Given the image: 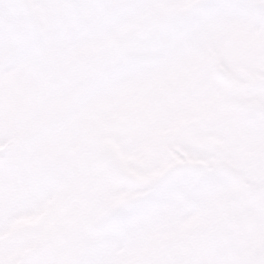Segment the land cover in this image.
Masks as SVG:
<instances>
[{
  "label": "rangeland",
  "instance_id": "obj_1",
  "mask_svg": "<svg viewBox=\"0 0 264 264\" xmlns=\"http://www.w3.org/2000/svg\"><path fill=\"white\" fill-rule=\"evenodd\" d=\"M58 1L59 0H24V3L15 4L13 1L0 0V65L10 60L11 56L17 52L13 41L14 32L16 30L30 32L33 29V23L30 19L32 14H39L40 18H44L46 21V32L44 31V35H47L45 36L47 38L46 48L48 49L46 52V58L54 64V70L49 73L47 77H44V85L37 91L39 98L33 97L30 99L31 96H25L24 98L27 100L24 102L23 106H21L19 104L21 93L14 95L12 92L13 96L9 101H7L5 105H0V143L6 140L5 137H3L6 134L3 132L11 133L12 124L17 123L20 116L24 117V123L14 131L18 146L19 141L26 133L30 131L33 132L36 128L38 129L35 121L39 116L40 110H44L46 114H49V118L59 109V107H64L62 103L59 104L57 101H62L61 99L65 98V96H61L62 93H68V96L77 95V91L82 94L91 93L88 95L90 99L82 106V108H87L88 111L78 113L77 116L72 119L74 122L72 130H74L75 133L72 132L69 126L72 122L70 121L67 125L68 127L60 131L58 134H52V131H44L41 137L36 139L35 146L31 148L35 149V151L40 149L41 152L38 153L36 151L35 156L31 154L32 168H34L37 160L47 165V170L45 171L47 173L54 172V170L58 169H64L65 172L66 170L73 168V166L70 165L73 160L68 159L66 155L67 150L70 152L73 148L70 143L69 146H67V137H69V141H72V138L69 136L71 134H82L84 136L83 141H78L82 145H79L77 152H81L84 149L85 156H88L90 152L101 146V142L114 152L115 146L113 139H110L108 144L105 143V136L110 135L108 123L111 122V112L109 113V103L107 101L109 90L104 91L101 89L98 90V92H94L93 90L91 92L87 87L82 90H78V87L75 88L83 81V70L112 71L121 60L125 58L131 59L132 56H138L139 59H142L147 64L149 62L153 63L145 66V68L148 70V76L151 77V75H153L152 78L155 81L162 80V73L165 71L164 68L168 64L172 65V74L174 75V62L178 63V65L185 71L190 65H193L194 69L191 72L194 76L197 75L201 79L206 74V69H203L202 67L198 68V63L202 57L204 60H207V55L205 54L202 56L196 47L187 43L183 44L184 39L191 38L200 40L208 50L212 49L217 58L219 56L224 65L230 68V71H233H231L233 74L238 75V72H236L237 70L239 71L240 69L246 68L251 69L255 75L260 76L258 78L264 79V44L259 48H256L254 45L256 37L262 35L261 32L263 28H261L260 22L264 18V9L259 6L264 4V0L262 2H260L261 0H246L247 7L255 5L254 8L260 9V13L262 14L258 15L260 17L258 21H256V18L251 17V23H249L247 18L242 16L241 20L237 21V25H231L229 21L224 23V25L228 27L226 29V27L224 28L221 26L218 21L216 22L213 19L214 17H209L208 19L206 18L204 22L193 25L188 34L183 35L180 33L177 36H174L173 31L169 33L167 28L160 27L156 20L162 19L163 23L167 22L169 19H172L171 15L182 11L186 6V2H192V0H140L139 4L141 5L132 11L129 17L130 19L123 18L121 13L124 9V5L127 3L126 0H104V4L100 5L103 8L94 5L87 8L81 5L82 10L79 13V17H81V15L84 17V14H90V12L95 14V16L104 11H107L110 14L107 13V15L102 16L103 18H106V20H99L103 24L107 23V28L98 23L96 28L93 29L92 27V31L88 29H86V31H80L78 27L73 28L72 24L69 22V20H72L71 17L73 15L69 18L64 17L65 21H62V16H49V13L46 12L48 7H60ZM120 5L122 6V9L120 8ZM97 8L102 9H100V11L98 9L97 11ZM12 9L25 15L21 18L17 17L14 21L11 20L5 30L4 26L6 19L12 14ZM224 12L225 11L220 12V16H218L220 21H222L221 15ZM117 14H119L118 17H116ZM121 19H129L128 21L132 22L126 23L122 28V26H120L123 22ZM65 22L69 23L71 27L66 26ZM72 22H74V20H72ZM184 26H187V23H184ZM239 27H241V29ZM67 29H69L70 33L63 34ZM35 31H37V29H34V32ZM228 35L232 36L231 41L224 37ZM166 46H168L173 54L165 61H160L159 52L162 47ZM250 47L254 49V53H248L246 51V49ZM86 48H88V50H86ZM260 52L263 56L260 55ZM233 54H236L237 56L234 57ZM69 56L72 58H69ZM17 60L18 62L15 64V68L20 69L24 63L27 64L23 55H20ZM64 69L66 70L64 74L69 82V87L65 86V88H63L60 86V91H57L52 95L53 92H55L54 89L56 88V84ZM257 71H260L262 74ZM17 72H19V70ZM38 72H42V69L39 68ZM248 72L254 74L251 71ZM128 77L129 75L125 76V78ZM84 83L88 84L85 81ZM114 83L115 81L111 82V86ZM157 83H159L157 86L165 84L163 82ZM183 83L185 82L182 80H175L174 88L179 87ZM186 85V95L179 101L178 105L173 108L152 106L145 108L135 107L125 115L122 128L128 139L127 141H131V138L152 133L157 125L156 136L158 139L152 142L151 149L156 151L160 159H168L173 165L169 167H158L150 164H142L137 170L144 171L145 175H142L139 178H136L132 173H126L125 187L128 190H132L134 188V183L137 182L140 185L142 193L138 198L128 201L126 211L119 216H123L132 222H101L97 226L99 231L104 232L105 240L119 236L126 241V260L119 261L118 264H169L168 259L174 260L177 245V237L174 231V222L176 221L174 210L175 207L178 208V202H176L174 197V188L177 176L192 178L193 176L199 175L201 167V164L186 166L188 158L192 157L207 165L226 164L231 166L230 168H239V161H242L245 157L243 148H250L251 145L256 144L257 152L255 159L251 162V174H247L248 180L244 182L243 186L252 189H261V191L264 192V120L253 127L248 128L249 125L241 126L240 119L238 118L239 112H235L236 116L232 115L231 117H226L224 124H215L216 121L212 120L211 117L213 108L212 111L209 109L205 121L206 127L208 129L213 127L224 128V135L228 137V135L231 134V139L233 141L240 138L242 144L237 143L236 148L233 145L231 146L228 139H224L225 143L216 145L215 148H212L205 154L204 152L195 149V145L188 143L190 128L204 122V115L200 109L204 108V97L202 93L196 95L192 92L194 87L189 81L186 82ZM210 88L215 90L213 86ZM32 89V92H36L34 87H32ZM208 89L209 86L207 83V90ZM125 90L126 89H116L112 96L117 102L118 107L122 106L121 100ZM156 91L157 88L151 90V92ZM176 91L177 90L174 91V97H172L173 103L174 98L178 96V93H175ZM16 92L18 91L16 90ZM140 92L150 91L143 90ZM58 93L60 94L58 95ZM137 93H139V91H136L135 94ZM180 93L182 92H179V95ZM226 93L219 89L217 95L210 98V103H207L208 106L211 107L217 101V97L219 96L225 101H232L233 94L246 98L254 105L264 106V90L260 89L255 93L248 94H243L242 92L237 93L234 91H228ZM56 97H58V99H56ZM185 103L186 105H184ZM91 110L94 111V115L90 121V125L87 129H83V119ZM259 110L264 111V108H259ZM192 114L196 116V122L194 121ZM247 115L248 117H251L253 116V113L251 112ZM144 117H146L149 122L146 127L143 126L142 122ZM25 118H28V120L25 121ZM122 119L123 116L121 120ZM171 120H173V122L168 127L163 126L162 122H170ZM219 121H221V114L219 116ZM117 123L118 122H115V124ZM242 128L246 130H241ZM226 129H230V131L235 130V132H230L229 130L226 131ZM69 131L70 133L66 135ZM242 132L244 135L240 136V133ZM113 134L115 136L114 138L118 139L117 142L122 141L119 139L122 136H117L114 130ZM65 136L67 137L62 138ZM163 138H165V141L161 140ZM147 145L148 143L146 142L144 146L147 147ZM83 146L85 148H83ZM133 150L137 151L136 149ZM50 151L51 156L43 159L41 153L48 154ZM38 156H41L42 158ZM33 162H35L34 165ZM126 162L129 166L133 165V163L129 162L127 159ZM179 162H182V164H179ZM158 164L161 165L160 162H158ZM177 164L184 166H179L176 168V171H174ZM7 175L8 174L5 173H1L0 175V193L4 197L5 195H9V191L13 192V190L18 192H28V188L35 181V179L31 180L32 178L27 174H16L11 177H8ZM258 186L260 187L258 188ZM157 194H163L164 197L161 200H158L156 199ZM19 196L20 195L17 194L16 198H13V200H22ZM46 196L47 195L40 194L38 199H35L32 202L30 201L31 203L28 202L29 204L22 201H15L12 203V194L7 196L1 210L2 219H4V222H1V226L4 227L9 223L18 221V219H21L22 221L38 222L42 216L44 217L48 215L49 212L53 211L52 214L56 215L57 213H61L68 209L69 213L67 212V216H70L69 221L76 222V226L78 225V227L74 228L73 236L76 239H85L86 237L87 242H89L90 238L86 232V226H88V224H85L84 226L82 224L84 220L83 214L90 211L88 206L79 205L80 207H78L72 206V204L65 206V203H57L58 200H51L52 198L45 199ZM30 198L32 200L34 197ZM37 201L39 203H37ZM27 205L30 208L28 207V210L25 212V207ZM12 206H17V208L20 209L18 210V214L12 215L10 211L12 210ZM47 208L49 209L47 210ZM30 211H33V213H27ZM98 212L102 214L103 210L101 209L98 211L93 209V217H96L95 215L97 214L99 215ZM94 219L96 218H91V220L86 222H95ZM123 225H125L126 228L133 226L135 227V230L132 233H129L126 228L125 230H122ZM13 231L14 230H0V242L3 243L0 245V254L9 251L10 248H12V256L10 259L14 261L25 251L32 248L36 239H25L24 241H19L10 245V247L6 249L5 247L8 243L6 240L12 236ZM83 235H85V237ZM59 244H61V242H50V245L54 246V249L61 248ZM52 249L53 247L47 248V250L42 252L39 257H46V254L50 253ZM65 250V248L60 249V251ZM105 253L106 251H101L98 248L91 252V254L96 257H101ZM120 254L121 253H119V256ZM209 259L210 258H206L205 260L200 261L199 264H206ZM36 260H32L29 264H49V262L47 263L44 260ZM102 260L105 261V258H102ZM212 260L213 259H210L208 264L230 263L227 260H219L212 263ZM71 262L75 261L70 260L65 263L63 259L60 264H69ZM75 264L93 263L84 260ZM231 264L235 263L232 262Z\"/></svg>",
  "mask_w": 264,
  "mask_h": 264
},
{
  "label": "water",
  "instance_id": "obj_2",
  "mask_svg": "<svg viewBox=\"0 0 264 264\" xmlns=\"http://www.w3.org/2000/svg\"><path fill=\"white\" fill-rule=\"evenodd\" d=\"M263 259H264V257H263Z\"/></svg>",
  "mask_w": 264,
  "mask_h": 264
}]
</instances>
